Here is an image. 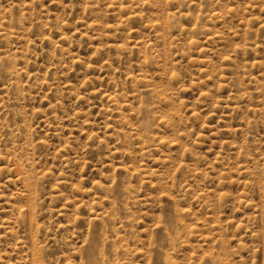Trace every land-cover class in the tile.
<instances>
[{
    "label": "rangeland",
    "instance_id": "374dc122",
    "mask_svg": "<svg viewBox=\"0 0 264 264\" xmlns=\"http://www.w3.org/2000/svg\"><path fill=\"white\" fill-rule=\"evenodd\" d=\"M0 264H264V0H0Z\"/></svg>",
    "mask_w": 264,
    "mask_h": 264
}]
</instances>
